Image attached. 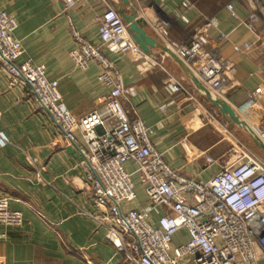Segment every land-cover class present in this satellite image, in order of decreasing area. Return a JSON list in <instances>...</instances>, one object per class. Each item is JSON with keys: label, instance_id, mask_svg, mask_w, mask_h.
<instances>
[{"label": "crops", "instance_id": "1", "mask_svg": "<svg viewBox=\"0 0 264 264\" xmlns=\"http://www.w3.org/2000/svg\"><path fill=\"white\" fill-rule=\"evenodd\" d=\"M75 1L68 8L65 0H0V11L18 20L15 37L25 50L19 61L30 58L45 64L48 78L59 82L66 108L81 117L99 106L109 89L99 80L97 63L92 62L83 71L72 60L70 52L76 42L69 30V19L85 39L98 44L106 4ZM106 2L118 12L124 6L121 0ZM134 2L156 46L145 52V60L106 51L116 62L125 84L134 90L132 96L122 100L130 119L141 118L150 127L151 141L166 162L197 180L213 177L236 158L239 146L264 161V143L259 138L264 130V93L259 106L252 100L257 88L264 89V18L255 23L253 30L246 26L249 15L257 11L254 1ZM184 2L189 8L183 6ZM180 14L186 15L189 22L183 21ZM213 17L219 26L205 29L208 47L236 69L219 91L175 56L158 30L160 22L169 21L170 39L188 43ZM245 43L252 45L248 51L235 50V45ZM174 85L180 89L174 90ZM207 91L227 101L247 124L231 123L210 102ZM249 115L254 123L247 120ZM80 143L83 144L81 140ZM80 160L77 146L37 105L29 85L12 83L0 63V198L9 197L10 208L24 216L23 225L18 227L0 223V264H126L125 256L108 241L106 230L86 213L98 210L91 193L83 188L86 171ZM127 168L133 171L135 165L129 162ZM135 181V205L145 207L146 194L138 178ZM165 212L163 206L153 209L152 221L157 223ZM189 239L187 230L181 229L173 243L180 245ZM258 255L259 264H264L261 249Z\"/></svg>", "mask_w": 264, "mask_h": 264}, {"label": "built area", "instance_id": "2", "mask_svg": "<svg viewBox=\"0 0 264 264\" xmlns=\"http://www.w3.org/2000/svg\"><path fill=\"white\" fill-rule=\"evenodd\" d=\"M65 1L68 8L76 3ZM83 1L106 4L98 44L85 39L69 19V30L76 42L70 52L72 60L83 71L92 62L97 63L99 80L109 89L99 106L76 116L66 108L59 82L48 78L45 64L30 58L19 61L25 51L15 37L19 23L5 11H0V63L12 83L29 85L37 105L77 146L80 165L86 171L83 188L91 193L98 210L86 213L106 230L108 241L125 256L126 264H259L258 249L264 252V161L239 146L236 158L206 181L172 168L152 143L150 127L141 118L130 119L122 100L132 96L134 90L125 84L116 62L106 54L108 51L145 60V52L133 39L121 14L106 0ZM253 1L257 11L246 22L250 30L264 18V0ZM183 6L189 8L186 2ZM228 8L233 11L231 4ZM179 17L189 22L186 15ZM170 25L169 21L158 24L168 49L192 66L214 91L222 89L236 69L208 47L205 29L218 28L217 19H207L188 43L171 40ZM251 46L245 43L234 48L244 52ZM173 88L180 89L179 85ZM263 93V88L252 93L254 104L260 105ZM259 138L264 143V130ZM129 162L135 165L133 171L127 168ZM135 178L146 194L145 207L135 205ZM162 206L167 212L154 223L151 212ZM0 223L12 227L24 223L23 213L12 210L6 196L0 198ZM181 229L187 230L190 239L174 245L173 238Z\"/></svg>", "mask_w": 264, "mask_h": 264}, {"label": "water", "instance_id": "3", "mask_svg": "<svg viewBox=\"0 0 264 264\" xmlns=\"http://www.w3.org/2000/svg\"><path fill=\"white\" fill-rule=\"evenodd\" d=\"M124 4L123 7L119 8V13L121 14L124 22L128 25L129 31L133 39L139 44L144 52H150V48L155 47L157 41L147 34L145 29L146 21L139 16V10L134 0H121ZM210 102L217 106L222 115L226 117L234 125L242 126L246 125V120L240 116L236 109H234L227 101L214 96L210 92H206ZM245 111V109L243 110ZM253 116H247V120H252Z\"/></svg>", "mask_w": 264, "mask_h": 264}, {"label": "rangeland", "instance_id": "4", "mask_svg": "<svg viewBox=\"0 0 264 264\" xmlns=\"http://www.w3.org/2000/svg\"><path fill=\"white\" fill-rule=\"evenodd\" d=\"M246 139H247V138H246ZM251 139H252V138H251ZM242 142H243L244 144H247V143H245V141H242ZM248 143L254 146L253 142H252L250 139H248ZM247 147H248V146H247Z\"/></svg>", "mask_w": 264, "mask_h": 264}]
</instances>
